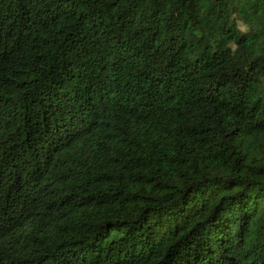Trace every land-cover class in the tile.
Wrapping results in <instances>:
<instances>
[{"label": "trees", "instance_id": "trees-1", "mask_svg": "<svg viewBox=\"0 0 264 264\" xmlns=\"http://www.w3.org/2000/svg\"><path fill=\"white\" fill-rule=\"evenodd\" d=\"M0 264H264V0H0Z\"/></svg>", "mask_w": 264, "mask_h": 264}]
</instances>
